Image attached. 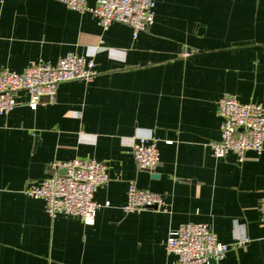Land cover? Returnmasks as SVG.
<instances>
[{"label":"crops","instance_id":"obj_1","mask_svg":"<svg viewBox=\"0 0 264 264\" xmlns=\"http://www.w3.org/2000/svg\"><path fill=\"white\" fill-rule=\"evenodd\" d=\"M153 2L154 24L135 38L128 25L103 29L57 0H0V69L75 53L98 70L90 82L61 83L56 103L35 110L19 91L0 115V264H180L166 241L184 223H207L231 246L214 264H264V153L240 162L209 146L220 138L222 96L264 104V0ZM138 136L158 141L154 171L136 165ZM74 158L108 167L92 226L51 217L24 193ZM131 180L165 207L124 212Z\"/></svg>","mask_w":264,"mask_h":264},{"label":"built area","instance_id":"obj_2","mask_svg":"<svg viewBox=\"0 0 264 264\" xmlns=\"http://www.w3.org/2000/svg\"><path fill=\"white\" fill-rule=\"evenodd\" d=\"M76 12L92 14L103 29L114 22L128 25L134 37L148 31L154 24L153 0H57ZM98 75L93 58L70 53L57 62L32 63L24 71L0 69V115L8 114L17 106L16 94H29L27 105L37 109L40 105L55 104L58 86L64 82H90ZM221 119L219 140L209 143L216 158L230 153L242 162L246 153H264V104L242 103L234 95H224L218 101ZM132 153L139 170L154 171L160 164L158 141L155 138L134 137ZM51 174L39 183H29L24 193L43 199L51 217L71 215L80 217L86 225L96 223L101 208L94 196L109 181L105 163L91 158H74L51 167ZM165 198L157 193L138 188L131 180L127 188L126 213L147 209L161 210ZM264 220V198L261 201ZM231 246L221 242L207 223H184L170 232L166 250L178 258L180 264H214L224 260Z\"/></svg>","mask_w":264,"mask_h":264}]
</instances>
